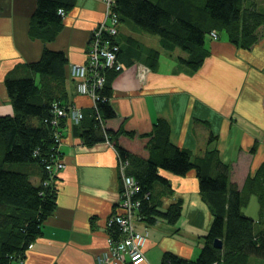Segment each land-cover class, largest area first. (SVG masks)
<instances>
[{
    "label": "crops",
    "instance_id": "0c3cea01",
    "mask_svg": "<svg viewBox=\"0 0 264 264\" xmlns=\"http://www.w3.org/2000/svg\"><path fill=\"white\" fill-rule=\"evenodd\" d=\"M36 5L37 0H0V109L13 112L5 75L18 66L25 73L27 63L39 59L49 47L66 54V94L61 93L64 101L85 110L87 125L96 100L80 90L84 79L73 72V66L88 61L94 28L110 23L109 1L76 0L54 27L51 39L30 33ZM117 40L123 68L111 84V103L119 114L115 125L143 134L152 132L157 120L163 119L175 144L195 156L215 150L229 166L231 181L242 188L248 175L264 162V35L251 48L234 43L225 30L218 38L208 35L207 56L196 70L179 62V56L185 55L182 49L164 48L158 35L131 22L120 21ZM152 48L159 50L156 67L147 63ZM83 123H75L70 116L64 121L59 150L65 166L56 175L57 205L23 264H131L127 255L120 260L114 257L109 240V219L121 211L127 165L109 137L86 143ZM32 173L39 183L36 165ZM163 174L170 185L161 190L162 205L181 201L182 214L175 224L162 218L147 225L134 217L138 230L148 229L145 258L136 264H161L166 252L195 259L212 224V208L200 192L195 171L183 176ZM255 197L259 205L252 194L243 210ZM249 216L258 219L259 213ZM250 264H264V259L251 257Z\"/></svg>",
    "mask_w": 264,
    "mask_h": 264
},
{
    "label": "trees",
    "instance_id": "16d2710c",
    "mask_svg": "<svg viewBox=\"0 0 264 264\" xmlns=\"http://www.w3.org/2000/svg\"><path fill=\"white\" fill-rule=\"evenodd\" d=\"M75 1L37 0L31 35L53 38ZM111 8L119 22L128 21L158 35L164 48L182 49L185 55L179 56V62L191 70L198 69L207 56L205 42L212 31L219 35L225 30L234 43L245 48H251L264 35L261 0H112ZM117 43L119 59L121 46ZM158 57L159 50L150 49L147 63L156 67ZM66 63L64 51L45 47L39 59L27 63L25 73L24 67L18 66L4 80L13 113L0 114V264H23L28 248L42 234L45 219L57 205L56 175L65 165L59 170L47 166L55 167L61 159L62 126L69 117L59 116L56 108L67 110L74 105L64 101L61 93L66 94ZM116 73L105 72L106 81L96 91L98 99L89 122L85 124L83 110L77 124L84 122L86 143L106 137L114 141L121 161L127 165L126 174L136 181L133 199L138 201V219L147 225L162 218L175 224L181 217V201L162 205L161 190L170 185L163 171L183 176L194 170L200 192L213 212L198 257L187 259L166 252L161 264H250L251 257L264 259V162L241 188L231 181L229 166L215 150L195 156L175 144L165 120H157L152 132L143 134L115 125L119 114L111 103V84ZM15 163L27 168H12ZM34 165L41 174L39 183L32 179ZM252 194L259 201L258 219L243 210ZM110 234L118 240L122 229L112 225ZM217 238L223 242L221 247L214 244Z\"/></svg>",
    "mask_w": 264,
    "mask_h": 264
},
{
    "label": "built area",
    "instance_id": "2783aa9c",
    "mask_svg": "<svg viewBox=\"0 0 264 264\" xmlns=\"http://www.w3.org/2000/svg\"><path fill=\"white\" fill-rule=\"evenodd\" d=\"M110 5V23H103L92 31L88 49V61L85 64H75L73 72L83 77L84 81L79 85L82 92H88L98 99L96 91L103 87L106 81L105 72L114 70L120 71L123 68L122 62L117 57L119 44L115 40L118 34L119 18L117 13L112 11V0H108ZM60 11H62L60 9ZM213 38H218V33L212 31ZM59 116H70L75 123H79L84 114L82 108L71 105L67 110L56 108ZM58 124L57 119L53 120ZM65 164L57 160L55 167L48 165V168L59 170ZM136 181L133 176L123 173V190L119 202L120 212L114 213L109 219V225H117L122 229V237L115 240L110 236L112 245L111 251L117 260L127 255L131 264L141 262L145 258L143 247L148 239V229L138 230L135 226V216L138 201L133 199L136 189Z\"/></svg>",
    "mask_w": 264,
    "mask_h": 264
},
{
    "label": "rangeland",
    "instance_id": "374dc122",
    "mask_svg": "<svg viewBox=\"0 0 264 264\" xmlns=\"http://www.w3.org/2000/svg\"><path fill=\"white\" fill-rule=\"evenodd\" d=\"M261 7H264V0H261ZM218 37H219V35H218ZM16 71H13L12 73H15ZM9 73V72H8ZM7 73V74H8ZM7 74L5 75V77L7 76ZM1 73H0V83H1V81H2V79H1ZM11 113H13V112H11ZM0 114H7L6 112H2V109H0ZM12 168H16V169H21V170H25L26 168H27V165H23L22 163H15V164H13L12 166H11ZM249 176V175H248ZM253 200H256V203H257V199H256V197L253 199ZM253 200H251L250 201V203H249V209H244V212L246 213V214H249V215H253L254 217L255 216H257L258 215V203H257V205H255V203H254V205H253ZM145 230V229H144Z\"/></svg>",
    "mask_w": 264,
    "mask_h": 264
},
{
    "label": "water",
    "instance_id": "95a60500",
    "mask_svg": "<svg viewBox=\"0 0 264 264\" xmlns=\"http://www.w3.org/2000/svg\"><path fill=\"white\" fill-rule=\"evenodd\" d=\"M215 246L221 247L223 245V242L220 238L215 239L214 241Z\"/></svg>",
    "mask_w": 264,
    "mask_h": 264
}]
</instances>
